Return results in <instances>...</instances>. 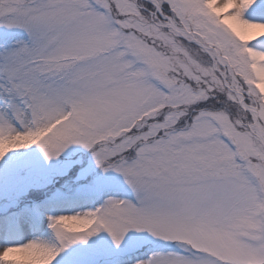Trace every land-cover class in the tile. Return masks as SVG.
I'll use <instances>...</instances> for the list:
<instances>
[{
  "label": "snow or ice",
  "instance_id": "1",
  "mask_svg": "<svg viewBox=\"0 0 264 264\" xmlns=\"http://www.w3.org/2000/svg\"><path fill=\"white\" fill-rule=\"evenodd\" d=\"M33 146L92 165L0 264H264V0H0V168Z\"/></svg>",
  "mask_w": 264,
  "mask_h": 264
},
{
  "label": "rangeland",
  "instance_id": "2",
  "mask_svg": "<svg viewBox=\"0 0 264 264\" xmlns=\"http://www.w3.org/2000/svg\"><path fill=\"white\" fill-rule=\"evenodd\" d=\"M25 151L32 154L25 161L0 168V229L21 233L26 240L38 235L37 229L49 231L50 202L80 200L84 181L78 177L84 167L92 165V158L79 146H71L53 161H44L36 146ZM22 224L27 229L20 228Z\"/></svg>",
  "mask_w": 264,
  "mask_h": 264
},
{
  "label": "bare ground",
  "instance_id": "3",
  "mask_svg": "<svg viewBox=\"0 0 264 264\" xmlns=\"http://www.w3.org/2000/svg\"><path fill=\"white\" fill-rule=\"evenodd\" d=\"M20 228H22V229H27V227L25 226V225H20L19 226ZM15 235L18 237V238H20V239H23L24 237H23V234H19V233H15Z\"/></svg>",
  "mask_w": 264,
  "mask_h": 264
}]
</instances>
